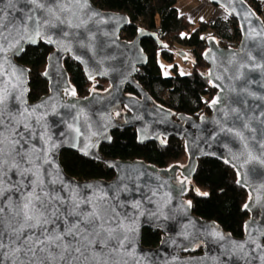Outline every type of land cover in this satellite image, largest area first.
<instances>
[{
    "label": "water",
    "instance_id": "water-1",
    "mask_svg": "<svg viewBox=\"0 0 264 264\" xmlns=\"http://www.w3.org/2000/svg\"><path fill=\"white\" fill-rule=\"evenodd\" d=\"M208 1L236 19L241 40L237 47L227 48L214 37L207 38L206 77L217 93L208 104L210 113L193 117L157 103L137 82L136 74L149 60L142 40L168 46L157 33L144 29L133 41L123 40L122 31L130 23L126 13L104 11L92 0H39L38 4L14 0L11 5L0 0V44L6 49L0 53V95L8 97L0 119L5 135L12 128L24 133L27 142L21 144L31 162L19 156L16 160L21 167L39 172L50 196L55 190L63 198L61 212L69 225L83 220L67 216L69 203H78L77 211L85 215L95 211L100 216L96 223H103L99 236H88L93 242L87 250L81 248L83 255L72 252L80 257L72 264H264V22L245 0ZM40 43L53 49L44 72L49 92L31 102V70L18 59L27 47ZM175 53L188 58L185 51ZM68 56L94 85L106 80L109 88L79 97L65 68ZM127 87L136 93L127 94ZM24 124L29 125L27 132ZM126 128L136 130L140 144L165 145V139L172 137L183 140L186 163L161 168L144 160L106 159L101 146L112 143V132ZM16 150L21 151L20 145ZM64 150L104 163L115 177L110 181L71 177L60 163ZM205 157L232 166L238 172L237 184L249 194L244 210L250 216L241 238L196 215L185 200L198 161ZM32 179L30 173L27 178L17 175L15 168L4 177L5 187L12 185L0 197L5 217L10 219V209L22 193L31 191ZM20 180L23 185L17 191L15 182ZM46 227L49 233L53 228L63 233L65 224L54 219ZM91 227L87 221L79 223L84 232L77 231L76 240L63 236L64 244L80 247L77 241ZM145 229L162 231L157 247L142 244ZM30 232L40 237L41 229H25L21 239ZM4 239L0 264L32 259L31 253L25 256L27 246L14 251L20 247L19 241L13 243L15 236L10 239L6 232ZM197 245L202 246L201 253L195 252ZM42 247L36 248L35 264H67L71 249L61 259L55 244L44 252Z\"/></svg>",
    "mask_w": 264,
    "mask_h": 264
},
{
    "label": "trees",
    "instance_id": "trees-1",
    "mask_svg": "<svg viewBox=\"0 0 264 264\" xmlns=\"http://www.w3.org/2000/svg\"><path fill=\"white\" fill-rule=\"evenodd\" d=\"M178 0H92L104 11L126 13L130 23L122 31V38L133 41L138 30L157 33L159 39L168 47H159L152 39L142 40L144 52L148 56V64L140 68L136 74L137 82L153 97V99L173 111L175 114H186L199 117L209 114L208 104L215 97L217 90L207 79L209 65L203 59L207 49L206 40L214 37L222 47H237L241 40L239 24L224 11L226 18L215 17L209 20L194 22L189 15L177 8ZM208 1V0H206ZM262 18L264 22V0H245ZM209 2V1H208ZM176 49H183L188 58L194 62V71L189 75H181L177 67L175 74L164 77L158 63L159 55L172 62ZM53 51L40 43L36 47H27L18 61L30 68L29 99L38 101L49 92V84L44 78L47 58ZM72 87L79 97H85L92 90L105 91L109 88L106 80H99L94 85L84 74L83 68L71 57L64 60ZM127 94L136 93L127 87ZM112 143L103 144L101 154L106 159L134 161L144 160L161 168L173 164H185L187 160L185 143L177 138L165 139V145L155 141L140 144L134 128L115 130L112 132ZM60 163L64 171L79 180L104 179L115 177V171L104 163L88 159L71 150H64L60 155ZM238 172L225 161L205 157L198 161L196 174L189 184L185 200L192 205L193 212L201 218L214 220L221 228L234 237L244 236V225L249 212L244 206L249 198L246 189L237 184ZM195 188L200 193L195 191ZM164 234L159 229H145L142 244L146 247H157ZM196 253L202 252L197 245Z\"/></svg>",
    "mask_w": 264,
    "mask_h": 264
},
{
    "label": "snow or ice",
    "instance_id": "snow-or-ice-1",
    "mask_svg": "<svg viewBox=\"0 0 264 264\" xmlns=\"http://www.w3.org/2000/svg\"><path fill=\"white\" fill-rule=\"evenodd\" d=\"M8 4H13L14 0H7ZM29 3L38 4L39 0H29ZM3 9H0L2 12ZM3 17L0 16V24H2ZM6 51L4 46L0 44V53ZM2 58V57H0ZM8 97L5 95H0V114H2L3 106L6 105ZM24 111H28L25 109ZM4 121L0 119V197H3V194L6 190H10L12 185L5 187L4 177L10 172L13 168L17 170V175L27 178V175L30 173L33 177L29 181L31 186V191L22 193L20 201H18L13 209H10L11 218L4 216V207L0 206V261L3 260L5 254L3 249L6 247L5 244V233L9 234V238L15 236V240L19 241L20 247L14 249V251L19 252L24 246L25 256L27 254H32V259L21 260L20 264H35L36 248L39 245H44L40 248L41 252H44L50 245L55 244L61 249L59 257L64 259V252L71 249L69 256L67 258V264H72L73 260H79V256H73L72 252L81 253V248L87 250L89 244L93 241L88 239V236L95 234V236L100 235V229L103 228V223L97 224L96 221L100 220V216L97 215L95 211L85 215L78 212L79 204L78 203H69L67 207V216H82V221H73L72 224H68L67 220H64V213L61 212V207L64 205L63 198L59 197L56 194V191L53 190L51 196L49 195L47 189L44 187L43 179L41 178L38 171H33L32 168H23L20 166L19 162L16 160V157L19 156L23 159L29 160L28 151L23 150V144L21 140H24L25 143L27 140L24 138V133H19L15 128L9 130L8 135H5L3 130ZM24 130L27 132L29 129L28 124H24ZM20 145L21 151L16 150V146ZM7 165V168L5 167ZM51 184L52 181L49 180ZM23 185V180L16 181L15 186L17 191H21ZM39 187V191L37 188ZM59 202V203H57ZM9 205L11 204V197L8 200ZM91 217V219H90ZM55 221L63 220L65 224V229L63 233L57 231L56 228H53L52 232L49 233L46 225L53 223ZM87 221L91 224V231L83 236L82 240L77 241L80 247L74 245H65L63 242V236L72 235L73 240H76V232H84V229H79V223ZM15 225L18 226H14ZM40 228V237H35L34 233H29L27 237L21 239V234L25 229H35ZM107 231V230H105ZM110 236V233H109ZM107 236L102 241L107 240ZM57 241L60 243L57 244ZM86 242V243H85ZM83 255V253H81ZM87 259V258H86ZM15 264V262H13Z\"/></svg>",
    "mask_w": 264,
    "mask_h": 264
},
{
    "label": "rangeland",
    "instance_id": "rangeland-1",
    "mask_svg": "<svg viewBox=\"0 0 264 264\" xmlns=\"http://www.w3.org/2000/svg\"><path fill=\"white\" fill-rule=\"evenodd\" d=\"M186 2V3H190L192 4L193 2H195L194 5H198L201 1L206 2L207 3V8L203 11L202 15L200 17H191V15H189L190 19H192L194 22H199L200 20H209V19H213L215 17H217L218 14L220 13H224L222 8L220 7H215L213 6L210 2L206 1V0H179V7H182V3ZM204 5V4H203ZM193 7V4H192ZM189 7L188 9H183L182 8V12L187 11L189 12V10L192 8ZM194 12V9H191ZM190 10V11H191ZM223 10V11H222ZM219 11V13H218ZM194 15V14H193ZM177 50V49H176ZM181 51H184L183 49H178ZM158 63L161 67V71L164 77H170L173 76L175 74V72L173 71L174 67H177V72L181 75H189L191 73H193L194 71V62L193 61H189V60H185L182 57H180L179 55H175L174 60L172 62H168L167 60H165L164 58H162L160 55L158 57Z\"/></svg>",
    "mask_w": 264,
    "mask_h": 264
},
{
    "label": "crops",
    "instance_id": "crops-1",
    "mask_svg": "<svg viewBox=\"0 0 264 264\" xmlns=\"http://www.w3.org/2000/svg\"><path fill=\"white\" fill-rule=\"evenodd\" d=\"M199 1H201V0H199ZM179 0L177 1V8L181 11L182 10V8L183 9H188L189 7H192V4H193V7L191 8V9H194V12H193V10H189V12H187V11H185L184 10V12L183 13H186V14H188V15H191V17L193 16V17H200L201 15H202V13H203V11L207 8V3L206 2H203V1H201L198 5L196 4V5H194L195 4V2H193L192 4H190V3H186V2H184L183 1V3L181 4L182 5V7H179ZM204 4V5H203ZM182 12V11H181ZM194 14V15H193Z\"/></svg>",
    "mask_w": 264,
    "mask_h": 264
},
{
    "label": "built area",
    "instance_id": "built-area-1",
    "mask_svg": "<svg viewBox=\"0 0 264 264\" xmlns=\"http://www.w3.org/2000/svg\"><path fill=\"white\" fill-rule=\"evenodd\" d=\"M223 11V10H222ZM224 12V11H223ZM218 13H219V11H218ZM217 17H224V18H226V15H225V13H220V14H218L217 15Z\"/></svg>",
    "mask_w": 264,
    "mask_h": 264
},
{
    "label": "flooded vegetation",
    "instance_id": "flooded-vegetation-1",
    "mask_svg": "<svg viewBox=\"0 0 264 264\" xmlns=\"http://www.w3.org/2000/svg\"><path fill=\"white\" fill-rule=\"evenodd\" d=\"M176 51H177V50H176ZM176 51H175V52H176Z\"/></svg>",
    "mask_w": 264,
    "mask_h": 264
}]
</instances>
